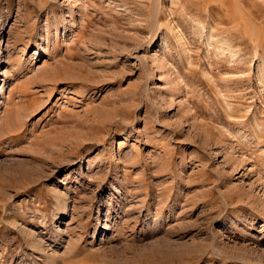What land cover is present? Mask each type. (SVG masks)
Returning a JSON list of instances; mask_svg holds the SVG:
<instances>
[{
    "label": "rangeland",
    "instance_id": "rangeland-1",
    "mask_svg": "<svg viewBox=\"0 0 264 264\" xmlns=\"http://www.w3.org/2000/svg\"><path fill=\"white\" fill-rule=\"evenodd\" d=\"M0 264H264V0H0Z\"/></svg>",
    "mask_w": 264,
    "mask_h": 264
}]
</instances>
